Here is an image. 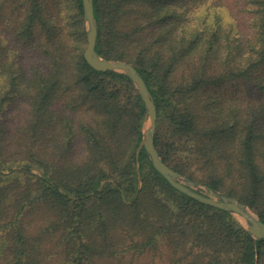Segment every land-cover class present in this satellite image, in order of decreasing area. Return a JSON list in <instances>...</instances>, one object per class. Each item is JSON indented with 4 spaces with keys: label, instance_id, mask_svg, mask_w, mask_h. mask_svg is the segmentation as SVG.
I'll list each match as a JSON object with an SVG mask.
<instances>
[{
    "label": "trees",
    "instance_id": "trees-1",
    "mask_svg": "<svg viewBox=\"0 0 264 264\" xmlns=\"http://www.w3.org/2000/svg\"><path fill=\"white\" fill-rule=\"evenodd\" d=\"M93 3L96 51L153 96L163 160L264 221V0ZM86 45L82 0H0V264H264V239L144 147L139 188L145 104Z\"/></svg>",
    "mask_w": 264,
    "mask_h": 264
},
{
    "label": "water",
    "instance_id": "water-1",
    "mask_svg": "<svg viewBox=\"0 0 264 264\" xmlns=\"http://www.w3.org/2000/svg\"><path fill=\"white\" fill-rule=\"evenodd\" d=\"M87 45L84 50L86 61L96 70L116 71L127 75L134 83L144 104L145 120L142 128V140L137 148V171L139 188L142 184L139 156L144 147L153 166L178 190L203 202L205 204L229 211L240 225L254 238L255 241L264 239V221L249 205L236 197L227 195L206 184L190 179L169 166L160 155L155 145V132L157 128V106L153 96L143 79L141 73L130 62L122 59L107 58L99 54L95 47L98 27L95 18L93 0H82ZM105 183L102 182L101 186Z\"/></svg>",
    "mask_w": 264,
    "mask_h": 264
},
{
    "label": "rangeland",
    "instance_id": "rangeland-1",
    "mask_svg": "<svg viewBox=\"0 0 264 264\" xmlns=\"http://www.w3.org/2000/svg\"><path fill=\"white\" fill-rule=\"evenodd\" d=\"M5 25H6V22H4V24L2 26H5ZM84 28H85V22H84ZM227 88H229V87H227ZM199 183H201V182H199ZM166 253H167V251H165L163 254L159 253L160 255L156 254V256L152 255L151 253L141 255V256H135V257H133L132 261H133V264H166V260H165ZM128 259L131 260L130 258H128Z\"/></svg>",
    "mask_w": 264,
    "mask_h": 264
}]
</instances>
